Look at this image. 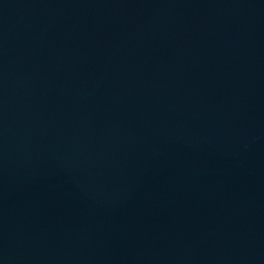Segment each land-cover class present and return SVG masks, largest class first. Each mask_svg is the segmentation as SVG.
Instances as JSON below:
<instances>
[{
    "label": "water",
    "instance_id": "water-1",
    "mask_svg": "<svg viewBox=\"0 0 264 264\" xmlns=\"http://www.w3.org/2000/svg\"><path fill=\"white\" fill-rule=\"evenodd\" d=\"M0 264H264V0H0Z\"/></svg>",
    "mask_w": 264,
    "mask_h": 264
}]
</instances>
